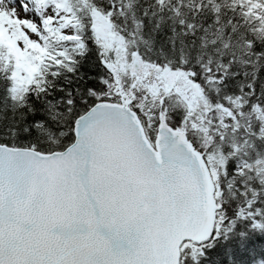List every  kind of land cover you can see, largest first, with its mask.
<instances>
[{
	"label": "snow or ice",
	"instance_id": "1",
	"mask_svg": "<svg viewBox=\"0 0 264 264\" xmlns=\"http://www.w3.org/2000/svg\"><path fill=\"white\" fill-rule=\"evenodd\" d=\"M0 264H264V0H0Z\"/></svg>",
	"mask_w": 264,
	"mask_h": 264
}]
</instances>
